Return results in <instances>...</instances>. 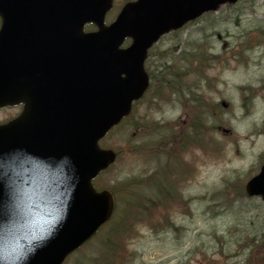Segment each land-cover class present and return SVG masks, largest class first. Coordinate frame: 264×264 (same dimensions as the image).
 Instances as JSON below:
<instances>
[{
    "label": "water",
    "instance_id": "1",
    "mask_svg": "<svg viewBox=\"0 0 264 264\" xmlns=\"http://www.w3.org/2000/svg\"><path fill=\"white\" fill-rule=\"evenodd\" d=\"M235 1L136 0L105 27L111 0H0V107L22 101L21 119L39 122L27 96L32 79L21 75L42 60L37 75L61 95L59 125L46 122L44 136L26 125L14 145V121L0 126V264H61L109 218L112 197L95 192L90 180L114 155L97 141L147 88V49L162 34ZM89 22L98 30L82 33ZM14 30L22 45L16 49ZM126 37L132 43L120 49ZM246 192L264 198V164Z\"/></svg>",
    "mask_w": 264,
    "mask_h": 264
},
{
    "label": "rangeland",
    "instance_id": "2",
    "mask_svg": "<svg viewBox=\"0 0 264 264\" xmlns=\"http://www.w3.org/2000/svg\"><path fill=\"white\" fill-rule=\"evenodd\" d=\"M122 1L114 0L111 19ZM184 52L193 53L194 62H201V55L205 61L189 67L188 75L181 68L187 65L180 60ZM174 62L172 70L178 76L174 85L148 92L135 106L133 119L143 122L138 126H143L148 143L140 145L146 166L157 161L145 172L146 177L152 172L156 177L161 170L162 151L174 149L178 162L180 154L184 178L179 187H183L184 201L178 206L171 202L166 213L164 205L159 206L156 216L151 215L160 228L165 222L162 216L168 221L161 230L133 223L137 235L126 245L131 255H124V264H264V201L248 198L239 189L264 158V0L222 6L178 34L164 37L152 49L146 68L151 73ZM220 101L228 104L226 110L219 107ZM202 102L204 110L200 109ZM17 111L1 109L0 122ZM133 119L105 141L106 147L119 148L124 158L114 165L119 172L124 170L121 178L138 174L135 167H129L131 155L125 154L127 143L135 139ZM194 137L201 139L199 146ZM115 181L116 176L104 175L98 182L109 185ZM129 182L132 188L116 199L130 198L136 182ZM157 194L161 203L160 191ZM100 233L70 256L67 264H81L87 251L91 258L96 252L92 244L95 247Z\"/></svg>",
    "mask_w": 264,
    "mask_h": 264
},
{
    "label": "trees",
    "instance_id": "3",
    "mask_svg": "<svg viewBox=\"0 0 264 264\" xmlns=\"http://www.w3.org/2000/svg\"><path fill=\"white\" fill-rule=\"evenodd\" d=\"M188 49V47L185 48V50ZM191 52V51H190ZM197 53H200V49H196ZM185 52L182 54L184 57ZM180 60H184L187 65L184 63L182 64V72L184 75H188L190 71L188 70L189 67L195 63L196 65H201L204 61L203 56L201 62H194L191 57H193V53L186 54L185 57ZM205 59H207L205 55ZM179 62V61H178ZM205 62V61H204ZM176 62L173 63V65L170 66H162L161 69L151 72L150 78H151V90L154 88L153 92L157 91V88L159 86H162L165 84H173L175 83V79H177V74L174 73V70H172V67L176 68ZM168 72V73H166ZM166 73V74H165ZM133 119V116H130V118L126 121V123L131 122ZM134 127L138 130H140L139 126H136V121L133 120ZM144 132V131H142ZM141 132V133H142ZM142 144H148L143 142ZM141 144V145H142ZM131 154L134 155H143L140 153V146L136 147V145L133 148ZM168 166H171L168 165ZM164 177H166L169 174L162 173ZM102 176L98 179H102ZM159 177H154V173L152 172L151 175L147 176L145 178V183L148 188V193L144 192L140 193L138 195L134 194V192H131L128 196H123L122 198L117 199V205H116V215H118V218H115L118 221V227L113 228L110 230L106 236H104L100 250H97L96 253L90 258V260H93V264H124V255L127 256V247L126 245L128 242L137 235V232L132 228V225L134 222L141 223L145 227L155 231V230H161L164 226L168 225V221L162 216V221L167 222L166 225L164 223L162 224V228L159 227L160 222L157 220H154L152 216H156L157 210L159 206L164 205V213L168 212V202H159L160 195L157 194V191L160 190L159 185ZM96 182V186L99 188L107 187L110 191H112L115 196L121 195L123 191L127 188H130L133 186V184H130L129 181L124 182H117L115 185H104L103 183ZM136 184L133 189H137L141 187V184L143 183V180L137 179L135 180ZM132 188V187H131ZM170 197V195H167ZM146 213V216L144 215ZM158 215V214H157ZM133 221L131 222V220ZM129 228L127 229V227ZM123 228L124 230L121 232L120 229ZM127 229V230H126ZM128 257V256H127Z\"/></svg>",
    "mask_w": 264,
    "mask_h": 264
},
{
    "label": "bare ground",
    "instance_id": "4",
    "mask_svg": "<svg viewBox=\"0 0 264 264\" xmlns=\"http://www.w3.org/2000/svg\"><path fill=\"white\" fill-rule=\"evenodd\" d=\"M136 169L135 170H137V172H138V174L140 173V169H139V167H135ZM137 174V175H138Z\"/></svg>",
    "mask_w": 264,
    "mask_h": 264
}]
</instances>
